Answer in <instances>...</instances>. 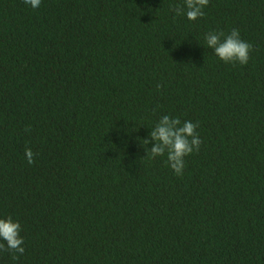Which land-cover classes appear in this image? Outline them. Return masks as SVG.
<instances>
[{
  "label": "trees",
  "instance_id": "1",
  "mask_svg": "<svg viewBox=\"0 0 264 264\" xmlns=\"http://www.w3.org/2000/svg\"><path fill=\"white\" fill-rule=\"evenodd\" d=\"M183 4L0 0V218L25 249L0 264H264V0ZM234 28L246 65L204 39ZM163 115L198 125L182 176L148 153Z\"/></svg>",
  "mask_w": 264,
  "mask_h": 264
},
{
  "label": "clouds",
  "instance_id": "2",
  "mask_svg": "<svg viewBox=\"0 0 264 264\" xmlns=\"http://www.w3.org/2000/svg\"><path fill=\"white\" fill-rule=\"evenodd\" d=\"M25 4L33 8L39 7L41 0H24ZM209 0H184L182 6H173L176 15H186L190 21H195L205 15L203 9ZM206 45L214 51V54L223 62L246 65L249 61V53L253 45L240 37L239 29H232L229 34L223 31L209 32L204 37ZM157 89L161 84L156 85ZM198 125L191 121H184L179 118H171L163 115L155 128L150 132L152 140L156 141L148 151L152 158L167 154V165L177 176L183 175L185 167L184 158L194 151H198L201 139L196 132ZM148 140H143L147 144ZM25 157L29 164L34 162V153L30 148L25 150ZM21 226L12 217L0 218V251L12 253V259H18L17 253L23 254L25 249L22 246L24 241L20 235Z\"/></svg>",
  "mask_w": 264,
  "mask_h": 264
}]
</instances>
